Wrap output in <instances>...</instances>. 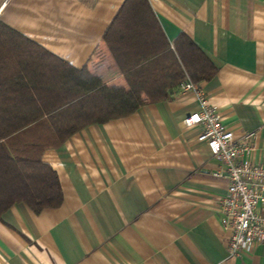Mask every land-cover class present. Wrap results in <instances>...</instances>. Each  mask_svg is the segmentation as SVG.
Masks as SVG:
<instances>
[{
  "label": "crops",
  "instance_id": "obj_1",
  "mask_svg": "<svg viewBox=\"0 0 264 264\" xmlns=\"http://www.w3.org/2000/svg\"><path fill=\"white\" fill-rule=\"evenodd\" d=\"M125 0H0V21L105 85L127 88L102 36ZM170 45L188 35L218 68L198 87L240 139L256 133L264 160V0H147ZM180 89L130 117L92 125L43 162L63 201L0 217V264H264V246L229 257L219 201L228 181L198 129L199 111Z\"/></svg>",
  "mask_w": 264,
  "mask_h": 264
},
{
  "label": "trees",
  "instance_id": "obj_2",
  "mask_svg": "<svg viewBox=\"0 0 264 264\" xmlns=\"http://www.w3.org/2000/svg\"><path fill=\"white\" fill-rule=\"evenodd\" d=\"M102 41L127 88L105 85L0 21V217L17 203L34 214L61 206L58 174L42 160L46 150L218 71L185 33L170 45L147 0H125Z\"/></svg>",
  "mask_w": 264,
  "mask_h": 264
},
{
  "label": "built area",
  "instance_id": "obj_3",
  "mask_svg": "<svg viewBox=\"0 0 264 264\" xmlns=\"http://www.w3.org/2000/svg\"><path fill=\"white\" fill-rule=\"evenodd\" d=\"M180 90L194 94L200 106L199 111L183 119V126L199 130L197 141L205 143L221 164L214 176L228 181L226 194L218 204L227 254H249L255 246H264V160L252 158L256 133L236 139L198 85L187 80Z\"/></svg>",
  "mask_w": 264,
  "mask_h": 264
}]
</instances>
